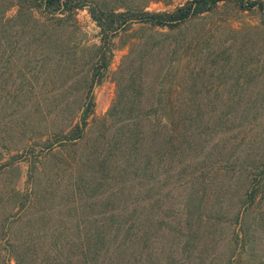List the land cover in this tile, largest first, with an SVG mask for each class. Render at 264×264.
<instances>
[{
    "label": "trees",
    "instance_id": "obj_1",
    "mask_svg": "<svg viewBox=\"0 0 264 264\" xmlns=\"http://www.w3.org/2000/svg\"><path fill=\"white\" fill-rule=\"evenodd\" d=\"M218 1L220 0H188L172 12H150L137 5L135 0H119L115 7L109 8L108 3L100 0H16L17 12L14 17L6 20L3 17V9L0 11V61H4L2 64L4 68L0 70V74L11 75L15 70L21 75L33 73L37 66L34 76L20 80L13 87L15 92L12 98H15L16 102L11 100L10 105L15 109L23 103L22 107L26 108L34 104L31 97L49 94L48 97L37 98L33 111L18 113L24 120H28L25 123V132L40 136L47 134L53 138L46 139L47 147L56 142L71 149L74 158L78 156L76 159L79 169L73 182L76 191L72 189V195L65 196L67 205L69 203L74 205L69 204L65 212L71 219L76 216V212H81L78 216H82V221L86 224L83 239L67 241L65 247V250L69 251L67 255L62 252L63 244L57 240L61 233L59 231L64 226L59 230L56 223L58 227H54L51 233L55 238L50 241L47 248L41 250L43 247L39 240L43 242L44 235L38 236V241L31 240L29 246H25L27 243L20 240L23 230L18 233L21 235L17 234L18 237L16 234L12 235L14 230L12 225L18 223L20 218L11 215L12 219H9L6 216L0 223V264H10L2 253L3 248L7 250L13 264H194L195 258L204 255V252L205 257L204 259L200 257L199 264H234L232 255L234 249L229 253H216L218 251H215L216 248L213 246L200 249L189 235L185 236L187 238L180 247V254L186 256L176 257L170 253L162 258L152 253L147 259H143L144 249L155 242L151 240L154 230L166 228L161 223L157 224L159 219L157 207L153 205L155 208H152L153 211L145 208L147 202L156 192L159 196L156 197V202L154 200V204L157 205L158 199L161 198V194L163 195L162 190L169 188L170 191V187L184 180L183 170H186L184 168L191 166L190 163L200 157L199 152H195L196 145L201 146L197 141H203L210 133L215 135L218 131L225 132L227 127L224 125L227 121L235 120L230 113L224 112L217 115L215 120L204 119L202 124L201 119L197 118V113L182 107L191 105L197 96L192 90L194 86L192 84L194 81L191 80L194 78L192 72L184 77L186 82L192 81V88L188 89L190 91L186 96L182 95L181 91H176L180 90L182 83L186 84L182 79L180 83L173 86L171 84L172 95L163 97V94L159 93L152 100L155 107L150 106L152 109L147 111L137 109L136 105L139 107V103L143 101V91L141 84L137 87L135 83L138 76L133 66L138 61L142 62L146 55L145 51L147 53L150 48L148 46L147 50L138 55L136 47L149 44L146 39L139 38L133 41L131 49L115 73V97L105 116L94 120L92 124L88 121L94 109L92 90L108 68L112 38L116 33L127 30L135 20L141 27L166 28L167 31H156L157 36L166 40L173 32H178L182 24L211 10ZM246 2L245 7L256 4L254 0ZM87 4L89 14L99 28V43L86 47L87 55L79 57L81 59L79 60L75 55L77 43L74 39L79 31L75 11ZM35 6L40 7V18L31 11ZM8 29L13 30L9 32ZM153 38L154 35L151 36V39ZM164 40L154 44L157 45ZM71 52L75 54L70 56ZM10 84L14 82L10 83L9 80L0 78V97L4 98L5 94L12 93ZM43 104L45 109H42ZM243 119L239 128L242 130L240 133L244 140L247 136L245 134L256 128L258 114L252 115L247 112ZM44 121H47L46 125H41ZM88 131H93L96 135L92 140L87 137ZM159 139L162 143L155 150L157 154L151 155L149 141ZM84 140L93 142L77 152ZM239 145L237 142L236 146ZM203 148L206 146H201L200 150ZM220 149L214 148L217 154ZM237 150L231 155V162L228 159L222 163L217 159L215 167L236 173L237 178L241 179L239 182L245 191L236 200L238 210L233 215L234 221L241 225L246 209L254 203L259 190L264 189V160L241 161ZM210 152L208 151V156L202 158L203 165L199 167L201 177L207 176L211 170L210 162H206L210 154H213ZM194 166L196 167V164ZM204 167L205 169H202ZM83 171L86 172L85 178ZM36 172L38 173L39 169L33 166L28 174V181L33 183L32 205L26 203L29 201L27 195H19L21 200L19 209H28L31 212L33 211L31 208L39 203L40 197L45 199L44 195L38 196L34 186L36 180L33 176ZM155 172L156 175L153 176ZM171 173L176 175H170ZM190 178L193 183L194 178ZM134 187H138V191L141 192L144 190L147 195L135 199L131 191ZM109 188H115V206L108 203L100 204L103 189ZM152 188L158 190L151 193ZM228 193L227 189L223 194L224 199H229ZM193 194L196 192L192 191L186 198L190 202L189 205H185L187 219L192 217L197 208L193 203ZM76 199L81 201L79 206H75ZM85 206H89L87 211ZM225 208L226 206L219 205L214 210L217 214L214 218L219 223L228 219L224 217L227 211ZM129 210L131 214H128ZM78 224L76 222L74 226L77 228ZM177 226L172 227L169 224L166 230L179 233L181 232L179 224ZM232 235L233 237L227 240V245L230 247V244H233L235 248V244L237 245L244 237L239 238L236 231ZM37 247L38 252L44 253L42 258H36L28 252L36 251ZM209 248H214V251L208 250ZM152 251L153 249H150V253ZM155 253L160 254L157 250ZM205 258H208L207 263Z\"/></svg>",
    "mask_w": 264,
    "mask_h": 264
},
{
    "label": "rangeland",
    "instance_id": "obj_2",
    "mask_svg": "<svg viewBox=\"0 0 264 264\" xmlns=\"http://www.w3.org/2000/svg\"><path fill=\"white\" fill-rule=\"evenodd\" d=\"M100 1L108 3L109 8L115 7L119 0ZM135 1L137 5L143 6L146 11L172 12L188 0ZM246 1L252 0H242V2L241 0H220L211 10L205 11L182 24L178 32H173L166 40L156 35V31H167L166 28L141 27L139 22L135 20L127 30L119 31L112 38L108 68L101 81L92 90L94 109L88 119L90 124L105 116L111 106L116 90L115 73L131 49L133 41H137L139 38L146 39L149 44L144 47H136L138 55L143 50H147L148 46L150 48L147 53L145 51L146 55L142 62L138 61L133 66L138 76L135 83L137 87L141 84L143 91V101L139 103V107L136 105L137 109L147 111L152 109L150 106L155 107L152 100L159 93L160 95L163 94V97L172 95L171 84L173 86V84L180 83L182 79L186 82L184 77L192 72L194 78L191 80L194 83L188 80L186 84L182 83V87L180 85V90L177 89L176 91H181L182 95L186 96L190 91L188 89H191V85L194 84L192 90L197 96L191 105L182 107L197 113V118L201 119L200 123L202 124H204V119L215 120L217 115L224 112L230 113V116L235 119L231 122L227 121L224 125L227 127V132L218 131L215 135L210 133V135L205 136L203 141H197L202 147L205 145L206 148L200 150L201 146L197 147L196 145L195 152H199L200 157L191 162V166L184 168L186 169L183 170L184 180L180 184L170 187V191L169 188L162 190L163 195L161 194L157 205L154 204V200L156 202V197L159 196L156 192L147 202L146 209L153 211L154 206L157 207L156 210L159 213L157 224L161 223L166 228L169 224L172 227L179 224L181 232L167 231L166 228L154 230L151 240L155 242L144 249V260L152 253L162 258L170 253L180 257L181 244L187 238L185 236L189 235L194 244L197 242L200 249L205 246H213L216 248L215 251H218L216 253H229L230 250L234 249L232 254L234 264H264V189L259 190L256 200L250 207L248 206L242 224L239 225L234 221L233 215L238 210L236 200L245 190L241 188L240 178H237L236 173L233 174L215 167V160L217 159L222 163L228 159L231 162V155L237 148L241 161L258 162L264 160V0H254L256 4L250 7L244 6L247 4ZM16 3V0H1L0 11L3 9V17L6 20L15 16L17 12ZM31 11L36 17H41L39 6L31 8ZM75 13L79 31L74 39L77 43L76 54L72 53L73 49H71L70 56L75 54L76 58L79 59V57L87 55L86 47L99 43V28L89 14L88 4L78 8ZM12 30L8 29L9 32ZM153 35L155 38L151 39ZM160 40L164 41L157 45L154 44ZM83 47L84 49H81ZM2 64H4L3 60L0 61V70L4 68ZM34 72L21 75L15 70L11 75L0 74V78L7 79L10 83L14 82V84H10L12 85V87L10 86L12 93L5 94L4 98L0 97V223L6 216L9 219H12V216L20 218L18 223L12 225L14 228L12 235H17L23 230L22 235H18H21V241L27 243L25 246H29L31 240L38 241V236L44 235L43 242L39 240L41 247H43L41 250L47 248L50 241L55 238L51 234L54 227L59 225V230H61L64 226L59 231L61 233L57 236V240L63 244L62 252L67 254L69 252L65 250L67 241L83 239L86 232V224L82 221V216H78L81 212H76L73 219L69 218L65 212L69 204L74 205L72 203L67 205L65 196L70 195L72 189L74 192L76 191L73 182H75V174L79 169L76 159L78 156L74 158L71 149L62 147L56 142L47 147L48 141L46 139H53L47 134L40 136L25 132V123L28 120H24L18 111H33L37 98L48 97V93H45L48 94L47 96L36 95L31 97V102L34 104H30L26 108L22 107L23 103L15 109L10 105L11 100L14 101L15 99L12 98L15 92L13 87L20 80L34 76ZM1 94L4 95V92ZM157 106L160 107V105ZM42 109H45L44 104ZM247 112L252 115L258 114V122H256V128L254 127L246 133L245 136H247L243 140L239 124L242 123ZM46 122H42L41 125H46ZM95 136L93 131H88V138L92 140ZM89 140L81 142L77 152L86 146H90L93 141ZM237 142L240 143L238 147L236 146ZM160 143H162L160 139L149 141L151 148L149 153L151 155L157 154L155 150ZM215 147L221 148L218 154L214 150ZM208 151L213 153L206 160V162H210L211 170L207 176L201 177L199 172L203 165L202 158L208 156ZM33 166H37L39 169V172L34 173L33 176L36 180L34 186L38 191V196L44 195L45 199L40 197L39 203L31 208L33 211L29 212L28 209V211L19 209L21 201L19 195H27L30 203L29 201L26 203L32 205L34 198L33 193H31L33 183L28 181V174ZM180 171L182 170L180 169ZM193 171L195 172L193 173ZM170 175L176 174L171 173ZM85 176L86 172L83 171V177L85 178ZM190 177L194 178L193 183H191ZM40 178L41 180H39ZM227 189L229 190L228 200L223 198ZM154 190L157 191L158 189L152 188L151 193ZM131 191L135 199L147 195L144 190L138 191V187L131 188ZM192 191L196 192L192 195V199L197 208L192 217L187 219L185 205L190 202L186 198ZM103 192L100 204L108 203L115 206V188L103 189ZM80 203L81 201L76 199L75 206H79ZM219 205L226 206L227 211L224 214V217H228L226 222L219 223L215 219L217 214L214 210ZM88 207L85 206L86 211ZM152 208L154 209L152 210ZM128 214H131L130 210ZM76 222L79 223L77 228L74 226ZM235 231L238 232L239 238L244 237V239L237 245L235 244V248L233 244H230V248L227 245V240L233 237L232 233L234 234ZM150 249H153L151 253ZM156 250L160 254L155 253ZM208 250L214 251V248ZM28 252L36 258H42L44 254L43 251L38 252V247L36 251L28 250ZM2 253L7 257V261L13 264V260L5 248H3ZM205 254L206 252L204 255H200L201 259H204ZM198 257L195 258L194 264H199L200 257L199 259ZM207 262L208 258H205V263Z\"/></svg>",
    "mask_w": 264,
    "mask_h": 264
}]
</instances>
